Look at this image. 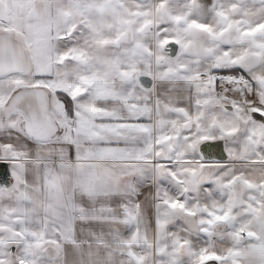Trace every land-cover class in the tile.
Here are the masks:
<instances>
[{"label": "snow or ice", "instance_id": "obj_1", "mask_svg": "<svg viewBox=\"0 0 264 264\" xmlns=\"http://www.w3.org/2000/svg\"><path fill=\"white\" fill-rule=\"evenodd\" d=\"M251 2L141 3L126 46L103 44L113 55L79 43L95 30L72 11L0 37V264H68L66 244L105 235L120 264H264V0Z\"/></svg>", "mask_w": 264, "mask_h": 264}, {"label": "rangeland", "instance_id": "obj_2", "mask_svg": "<svg viewBox=\"0 0 264 264\" xmlns=\"http://www.w3.org/2000/svg\"><path fill=\"white\" fill-rule=\"evenodd\" d=\"M12 1L14 0H0V7L4 9L8 13L9 16H7L6 22L9 24V26L13 27V21L14 18L12 16ZM96 1V4L98 6H91L93 2ZM16 2H19L16 0ZM23 2V1H21ZM80 2L78 0H34V3L31 4V9L33 10V14L35 16L34 18V28L38 27L41 23L47 22L49 18H59L61 21H63L66 17V13L68 11H72L73 16L77 23L81 22L82 19L85 20V22L89 23L91 26H93L92 20L87 17L88 15H99L100 19V29L101 31L98 32V34L93 33V36L95 37V40L91 36L85 37L84 35L81 36V39L79 40V43L81 45H89L91 44L93 47L96 46H103L104 43L111 44L112 41L109 40V37H103L101 32H107L112 30H119L125 22V18L128 15H132L133 12L139 11L138 5L141 3L147 4L146 2H141L138 0H87L86 8H85V18L78 17V13L76 10V3ZM23 4V3H21ZM113 5L115 6L113 8ZM26 7V4H25ZM182 7V6H181ZM248 7L251 8L252 4L248 3ZM130 15V18H131ZM16 26V25H14ZM96 28V27H95ZM21 32V31H20ZM105 35V34H104ZM123 40H121V43ZM104 54H110L109 49H103L101 51V55Z\"/></svg>", "mask_w": 264, "mask_h": 264}, {"label": "crops", "instance_id": "obj_3", "mask_svg": "<svg viewBox=\"0 0 264 264\" xmlns=\"http://www.w3.org/2000/svg\"><path fill=\"white\" fill-rule=\"evenodd\" d=\"M19 2H16V0L12 1L11 9H12V16L14 18L13 24L16 25L13 27L21 32H23L25 35L27 34V28L29 25L34 27V14L33 10L31 9V4L34 3V0H18ZM23 1V2H21ZM184 1V0H183ZM23 3V4H21ZM77 2L76 4H78ZM91 4L90 2H87ZM26 4V7H25ZM96 1L91 4V6H97ZM77 10V9H76ZM77 13L79 14L78 17L81 18V15L79 11L77 10ZM93 21L95 22L96 16L88 15ZM85 18V17H84ZM93 29L95 30L94 33L98 34V27L94 26L93 23ZM96 27V28H95ZM103 37H109L108 39L112 42L116 38H120L123 40L121 43V47H125L126 44L124 43V38L120 34V29L115 30V33H113L111 36L108 34L100 35ZM110 50V54L113 55L120 51L119 48H107ZM73 66L69 64V68L71 69ZM153 67H155L153 65ZM103 163H110V162H103ZM97 229L99 232L101 226L96 225L93 226ZM121 231H123V228L121 227ZM107 232V228H105V233ZM78 238L80 237L79 232H77ZM63 257L67 260L68 264H120V261L123 259L121 255V249L119 245L110 237L105 235L102 239L96 240L91 242L90 244H77L73 246L72 244H66L64 246L63 250Z\"/></svg>", "mask_w": 264, "mask_h": 264}, {"label": "flooded vegetation", "instance_id": "obj_4", "mask_svg": "<svg viewBox=\"0 0 264 264\" xmlns=\"http://www.w3.org/2000/svg\"><path fill=\"white\" fill-rule=\"evenodd\" d=\"M78 1H80V0H78ZM138 1H143V2H146V3H148L149 2V0H138ZM183 0H171V5H170V7H172V8H174L175 10H177V11H179L180 10V8H181V6L183 5ZM205 2H206V0H205ZM152 3H155V0H152ZM248 3H250V4H252V2H251V0H248ZM98 6V5H97ZM115 6L113 5V8H114ZM138 11H135V12H133V14L131 15V18H130V15H128L126 18L127 19H132V18H135V15H136V13H137ZM0 15H3L4 17H5V20H4V23H5V25H7V26H9V24L6 22V20H7V16H9L8 15V13L6 12V11H4V9H2L1 7H0ZM82 18V17H81ZM84 18V17H83ZM126 18H125V22H124V24L126 23ZM100 22V19H99V15H96V20H95V22L93 21V23H94V26H97L99 29H98V32H100L101 31V29H100V26H99V23ZM10 28H11V26H9ZM113 33H115V30H112V32L109 30V31H105V32H101V34L102 35H104V34H108L109 36H111ZM4 36H9L12 40H13V38H16V37H14V35H8V34H6V33H4V32H0V37H4ZM14 41V40H13ZM15 42V41H14Z\"/></svg>", "mask_w": 264, "mask_h": 264}, {"label": "water", "instance_id": "obj_5", "mask_svg": "<svg viewBox=\"0 0 264 264\" xmlns=\"http://www.w3.org/2000/svg\"><path fill=\"white\" fill-rule=\"evenodd\" d=\"M0 32H4V31H0ZM18 32H20V31L14 29V28L13 29L11 28L10 32H4V33H6L8 35H14V37H16V38H13V40L16 42V41H19L21 39V37L18 35ZM209 143H211V142H209ZM212 151L215 152L216 157H219V155L221 154L220 150L213 149ZM49 252L52 255L56 254L54 248L53 249H49Z\"/></svg>", "mask_w": 264, "mask_h": 264}]
</instances>
